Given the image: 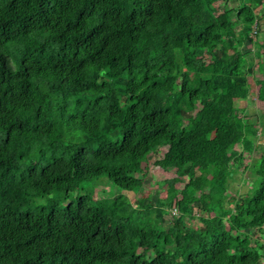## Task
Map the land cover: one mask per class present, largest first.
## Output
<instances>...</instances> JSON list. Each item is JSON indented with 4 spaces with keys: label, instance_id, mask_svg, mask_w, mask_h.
I'll return each mask as SVG.
<instances>
[{
    "label": "trees",
    "instance_id": "obj_1",
    "mask_svg": "<svg viewBox=\"0 0 264 264\" xmlns=\"http://www.w3.org/2000/svg\"><path fill=\"white\" fill-rule=\"evenodd\" d=\"M230 1L0 0V264H259L264 123L246 118L264 0ZM161 146L175 184L132 207Z\"/></svg>",
    "mask_w": 264,
    "mask_h": 264
},
{
    "label": "rangeland",
    "instance_id": "obj_2",
    "mask_svg": "<svg viewBox=\"0 0 264 264\" xmlns=\"http://www.w3.org/2000/svg\"><path fill=\"white\" fill-rule=\"evenodd\" d=\"M238 4L237 1L231 0L229 5L231 7H235ZM211 9H214L218 7V11H222V7L218 6V2H216L214 5L210 4ZM253 41L247 39L245 40L243 44V49L245 50H253ZM261 63L258 64V66L255 67L253 76H250L248 78V98H247V111L248 116L246 118L247 122L250 123H256L261 124L264 123V98H262L260 95L264 93V74L261 73L262 70H264V54L261 56ZM259 61V58L254 56V62L257 63ZM182 62V60H181ZM246 64L244 63L243 66ZM179 105L183 111V115L186 119L191 118L194 115L195 109H193L189 104H187L182 99H179ZM262 135H264V130L262 132ZM261 135V136H262ZM260 141L264 142V139ZM166 147L161 146L159 148V152L157 156L150 155L148 156L147 160L144 163V168L146 171V177L142 183V185L136 187L134 190L130 192H126V195L130 201V205L132 207H136L139 200H143L145 202L154 203L156 199L163 198L166 195V188L174 185V177L176 173L172 171L165 172L163 170H159L155 167V161L158 157L162 155V153L165 151ZM241 149L240 147H237L235 149V152H239ZM243 155L245 157L246 163H248L249 167L247 169H243L240 167L237 172L234 174L233 178L229 181L228 188L231 191H236L237 193H243L245 192L251 182L254 178L253 173V161L256 157L255 153H252L251 155H248L247 152H243ZM258 155L257 157L263 156ZM183 181H186L188 179V175H181ZM183 185V184H181ZM111 188L108 184H102L95 189V194L97 196H101L104 194H107L110 192ZM214 193L216 195H219L220 193H225L223 190L216 189L214 190ZM165 219L167 221H170V214L165 215ZM203 218L201 215L197 212L192 213V215L185 221V225L188 228L192 229H198L199 223ZM258 239L261 241H264V234L259 235ZM259 264H264V257L259 261Z\"/></svg>",
    "mask_w": 264,
    "mask_h": 264
},
{
    "label": "water",
    "instance_id": "obj_3",
    "mask_svg": "<svg viewBox=\"0 0 264 264\" xmlns=\"http://www.w3.org/2000/svg\"><path fill=\"white\" fill-rule=\"evenodd\" d=\"M260 139L263 140V139H264V135H262V136L260 137Z\"/></svg>",
    "mask_w": 264,
    "mask_h": 264
}]
</instances>
